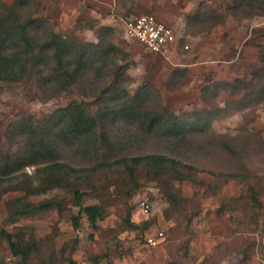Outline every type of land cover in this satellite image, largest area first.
<instances>
[{"label":"rangeland","instance_id":"374dc122","mask_svg":"<svg viewBox=\"0 0 264 264\" xmlns=\"http://www.w3.org/2000/svg\"><path fill=\"white\" fill-rule=\"evenodd\" d=\"M233 2L0 0L15 8L20 18L33 20L38 42L54 32L80 47L116 46L108 70L94 73L87 68L76 83L59 93L43 86L33 68L32 75L19 81L0 80V159L3 155L16 158L8 169L12 171L0 182V229L33 235L40 254L31 263L264 264V15L244 17L230 9ZM147 13L173 28V47L153 53L128 37L125 20ZM115 81L129 97L146 96L148 109L167 108L191 121L194 113L207 112L209 123L188 135L190 140L179 148L170 137L143 135L129 115L112 119L107 123L111 138L131 137L114 151L102 150L99 134L104 124L98 127L95 159L84 155L80 140L57 141L56 160L84 169L75 174L76 179L66 178L59 182L62 187L39 195L14 190L20 181L57 183L54 177L49 180L54 183L47 184V174L36 173L45 164L42 159L19 166L22 144L15 124L30 121L46 134L47 128L58 126L57 111L71 102L88 104L92 111L99 101L108 105L102 94ZM225 139L231 140L236 153L223 146ZM151 153L193 166L180 168L192 179L175 180L142 164L130 171L114 162L120 156ZM26 158L36 159L31 154ZM73 183L82 192V206L102 209L94 225L74 205L69 191ZM249 187L256 191L260 205L252 204ZM53 197L62 200V210L54 207L31 214L27 209L28 204L36 206ZM144 197L151 202L148 215L139 208L138 201ZM72 216L78 218V229L69 221ZM157 231L164 232V241L147 245L145 237ZM0 257L15 264L2 239Z\"/></svg>","mask_w":264,"mask_h":264},{"label":"trees","instance_id":"16d2710c","mask_svg":"<svg viewBox=\"0 0 264 264\" xmlns=\"http://www.w3.org/2000/svg\"><path fill=\"white\" fill-rule=\"evenodd\" d=\"M230 9L242 12L244 17L264 15V0H234ZM36 29L37 25H35L33 20L20 18L15 8L7 7L0 3V80L6 82L19 81L27 75H32L30 71L33 68L41 84L45 87L49 86L51 93L55 94L68 90L87 68H90L94 73H100L108 70V61L110 63L114 62L112 57L115 55L116 46L113 44L102 46L97 43L80 47L69 43L54 32H49L46 39L38 42L37 38L39 37ZM102 59L104 60L102 61ZM53 64H55L54 67H52ZM113 67L119 68L115 64H113ZM119 75L118 73L114 74L115 78L119 77ZM118 85L119 83L115 81L105 88L102 97H104L103 100L108 105L104 106L99 101L100 106L94 111L91 110L88 104L77 102H71L66 107L59 109L55 116L58 126L55 128L52 126L53 129L47 128L46 134L41 133L36 126H31L30 121H18L14 127L17 129V135L21 137L20 144H22L20 155L17 157L19 163H21L19 166L24 167L29 165V163H36L42 159L45 166L38 167L36 173L45 172L48 177L47 184L54 183V180L49 182L54 177L57 183L46 186L20 181L14 184L13 189L25 190L24 192L30 196L39 195L47 190L62 187L59 182L65 181L66 178L76 179L74 178L75 174L84 169L81 166L74 167L73 163L70 162L56 160L59 158L56 153L57 141H66V139L80 140L79 142L84 147V155L87 153V155L95 159L99 152L94 147V139L98 127L101 128L104 124V129L99 134L103 144L102 150L114 151L118 146L122 145L123 139L131 137V135L127 134L122 136L123 138L119 136L111 138L107 130V123L112 119L129 115L131 116V122L137 125L143 135L147 137H170L172 145L179 146V148H183L187 141L190 140L188 135L193 134L195 131H202L209 123L210 115L207 112L194 113L192 121L195 122H192L191 118H181L167 108L148 109L145 103V101L147 102L146 96H143L142 93H137L129 97L127 92L125 94L121 93L122 90H120ZM124 97L127 99H124ZM111 103H113L112 107L109 106ZM101 106L104 107L100 109ZM199 122L204 125H199ZM223 146L228 151L236 153V148L233 147L230 139H225ZM30 154L36 158H34V161L23 160ZM92 158L90 159L92 160ZM15 159L10 155L1 157L0 182L6 177L5 174L12 171L8 172V169L14 164ZM49 159H52V161L49 162ZM114 162L125 165L130 171L142 164L147 168L158 169L159 172L166 173V175L173 177L175 180L192 179L189 174H184L181 171V167H186L189 170L194 169L193 166L185 165L180 160L163 153L131 157L120 156ZM233 175L238 178L245 176L244 174H231V176ZM69 191L73 196L74 205L81 208L87 216L88 223L94 225L95 221L102 215V209L97 205L82 206V192L77 184L73 183L69 187ZM248 191L252 204L254 206L260 205L256 191L252 187H249ZM170 199L172 200L171 196ZM28 207L27 209L31 214L47 208L56 207L58 211L63 209L62 200L54 197L36 206L28 204ZM69 221L74 229L79 228L77 216H72ZM129 225L134 226L133 224ZM0 239L6 242L15 264H35L31 263V260L33 257L39 256L40 245L32 234L26 236L20 230L17 233H12L2 228L0 229ZM164 239L165 236L160 244ZM46 263L51 264V261ZM0 264L8 263L4 262L3 258L0 257ZM168 264H175V262H169Z\"/></svg>","mask_w":264,"mask_h":264},{"label":"built area","instance_id":"2783aa9c","mask_svg":"<svg viewBox=\"0 0 264 264\" xmlns=\"http://www.w3.org/2000/svg\"><path fill=\"white\" fill-rule=\"evenodd\" d=\"M124 29L129 38L142 44L147 50L153 53H161L173 47L176 36L173 28L165 22L160 21L153 14H139L128 18L124 22ZM187 48V45L183 46ZM139 208L142 214L148 215L151 209V202L147 197L139 199ZM162 231L145 237L147 245L155 247L163 240Z\"/></svg>","mask_w":264,"mask_h":264},{"label":"crops","instance_id":"0c3cea01","mask_svg":"<svg viewBox=\"0 0 264 264\" xmlns=\"http://www.w3.org/2000/svg\"><path fill=\"white\" fill-rule=\"evenodd\" d=\"M126 20H127V19H126ZM126 20H125V21H126Z\"/></svg>","mask_w":264,"mask_h":264}]
</instances>
